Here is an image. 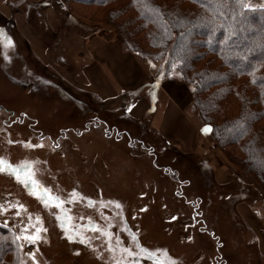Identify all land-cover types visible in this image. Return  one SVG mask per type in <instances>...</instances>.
Instances as JSON below:
<instances>
[{
	"label": "rangeland",
	"instance_id": "obj_1",
	"mask_svg": "<svg viewBox=\"0 0 264 264\" xmlns=\"http://www.w3.org/2000/svg\"><path fill=\"white\" fill-rule=\"evenodd\" d=\"M20 3L16 1L14 12ZM246 5L249 9L264 8V0H247ZM48 7H56V0H46L26 12L29 25L25 34L12 21L16 29L12 41L18 48L14 43L11 47L0 43V157L13 165L34 161L36 178L44 185L41 179L45 174L50 177V188L65 200L73 189L85 197L65 204V208L76 230L90 239L87 245L79 239L70 241L59 226L54 207L45 208L13 176L0 173V205L7 208L0 212V225L6 224L20 237L19 264H34L29 253H34L35 264H110L113 256L126 259L127 264H153L147 253L125 256L118 247L109 252L103 235L79 227L87 225L89 217L101 227L112 225L114 247L118 235L123 246L137 251L128 234L121 231L126 224L140 245L165 249L166 252H157V257L173 264H264V187L216 143L194 101L195 87L187 83L177 65L169 68V58L156 59L146 41L134 38L131 41L135 43L128 44L118 26L122 21L106 20L107 12L102 9L66 0L64 9L58 11L59 34L41 22L32 23ZM3 20L11 22L0 14V29ZM68 33L71 39L76 35L75 42ZM97 34L117 41L124 52L137 58L147 76L142 88L118 96L115 101H103L88 93L89 79L82 66L91 59L87 41ZM27 35L38 38L40 46L46 48L45 60L35 56ZM0 37L7 36L0 31ZM9 58L13 63L7 65ZM45 72L50 76L48 81L39 77ZM11 78H21L23 87L11 84ZM52 82L55 88L49 85ZM170 99L183 109L192 127L175 116H169L171 124L169 120L163 122L165 103ZM134 107L142 112L141 116L131 113ZM123 117L136 122H125ZM101 121L113 129L111 138L105 137ZM138 121H144L157 137L152 146L162 169L176 167L174 158L163 160L164 149L177 148L199 157L208 169L205 181L209 195L201 187L197 192L196 185L180 187L164 170L155 167L149 148L141 146L134 125ZM162 124L167 138L158 132ZM206 128L210 130L205 131ZM118 134L121 140H117ZM129 141L135 142L133 148ZM25 142L42 143L43 147H27ZM181 178L189 180L183 175ZM214 184L218 187L214 188ZM183 195L185 199L180 198ZM87 199L94 205L89 206ZM208 200L226 204V212L240 217L242 236L236 237L225 219L218 220L220 211L208 207ZM108 201H118L121 208L107 205ZM18 211L20 214L16 215ZM36 217L40 218L37 226L46 231L29 243L23 237L34 232ZM68 231L74 234L71 229Z\"/></svg>",
	"mask_w": 264,
	"mask_h": 264
},
{
	"label": "trees",
	"instance_id": "obj_2",
	"mask_svg": "<svg viewBox=\"0 0 264 264\" xmlns=\"http://www.w3.org/2000/svg\"><path fill=\"white\" fill-rule=\"evenodd\" d=\"M69 2L106 11V20L122 21L118 26L128 38V44H134L131 41L134 38L146 41L156 59L169 58V68L176 64L187 83L195 87L194 101L203 120L210 126L216 143L246 173H253L264 187V8L242 7L247 0ZM4 22L0 31L12 40L16 36L15 23ZM13 43L18 48L17 43ZM3 56L7 58L5 53ZM9 59L7 65L13 63V59ZM44 75L46 77H39L48 81L49 74L45 72ZM11 79V84L23 87L21 78ZM51 84L56 87L53 82ZM123 120L136 122L127 117ZM101 122L105 137L111 138L113 129L105 121ZM137 123L134 125L139 132L141 146L149 148L155 167L164 170L163 173L178 182L180 187L196 185L197 192L201 187L209 195L206 189L208 182L205 181L208 169L199 162V157L185 154L177 148L164 149L161 152L163 160L174 158L176 167L169 165L162 169L152 146L157 137L147 129L144 121ZM117 140H121V135ZM134 141H129L130 148L134 147ZM181 175L189 180H183ZM49 178L45 174L41 179L46 187L52 186ZM213 187L218 186L214 184ZM180 198L185 199V196ZM208 201V207L214 206V210L220 211L218 220L225 219L234 228L235 236H242L240 217L226 212V204ZM191 203L194 204L193 201ZM194 223L197 222L194 220ZM19 250L17 235L8 227L0 226V264H19Z\"/></svg>",
	"mask_w": 264,
	"mask_h": 264
},
{
	"label": "crops",
	"instance_id": "obj_3",
	"mask_svg": "<svg viewBox=\"0 0 264 264\" xmlns=\"http://www.w3.org/2000/svg\"><path fill=\"white\" fill-rule=\"evenodd\" d=\"M18 0H0V14L8 21H14L17 23L22 33H26L27 25L26 23V12L32 9L35 5H41L46 0H20L21 3L18 5V10L14 12L15 3ZM66 0H56V7H48L43 10L45 13H38L36 16L37 20L34 19L32 23L38 25V23H43V26L51 27L53 32L58 31L60 33V16L58 11L64 9ZM13 5V6H12ZM23 12V13H22ZM29 27V26H28ZM31 29H29L30 31ZM57 33V32H56ZM76 33V32H75ZM71 39V34L68 33ZM74 42L76 41V35H72ZM35 53V56L40 60H45L48 51L46 48L40 46L39 39L26 36ZM87 53L90 55L89 63L82 66V72H84L89 79L86 84V90L92 96L97 97L101 100H117L118 96L123 94H129L137 89L142 88L141 85L145 84L146 74L143 72L139 61L133 55L124 52L122 46L117 43V41H108L101 35H92L87 41ZM46 64V63H45ZM99 79L98 83L93 80V75ZM95 78V77H94ZM98 84V85H97ZM78 85V84H77ZM105 87V88H104ZM125 102V101H124ZM136 109V110H135ZM163 122L169 120V116H175L180 118L179 120L183 124L192 125V123L187 120L183 109L172 99L165 103ZM131 113L135 116H141L142 112L138 111L136 107L131 110ZM185 118V119H184ZM170 124H171V120ZM192 127V126H191ZM187 128V127H185ZM158 132L162 136L168 137L166 129L162 124L158 129ZM189 152L194 150H189ZM187 153L186 151H184Z\"/></svg>",
	"mask_w": 264,
	"mask_h": 264
},
{
	"label": "snow or ice",
	"instance_id": "obj_4",
	"mask_svg": "<svg viewBox=\"0 0 264 264\" xmlns=\"http://www.w3.org/2000/svg\"><path fill=\"white\" fill-rule=\"evenodd\" d=\"M242 7H247V5H242ZM0 43H6L9 47L13 45V41L7 37H0ZM150 63V62H149ZM154 66V65H153ZM173 68L176 67L175 64L172 65ZM210 129L206 128L205 131H209ZM43 139V138H41ZM11 142V141H10ZM27 147H43V144H31V142H25ZM59 147V145H57ZM34 161H24L20 164L13 165L10 162L6 161L3 157H0V173L8 174L13 176L18 183H21L28 189L29 194L35 196L45 208H55L57 210L56 219L59 223V226L65 230V235L67 238L71 240L79 239L80 243L89 244V237L78 232L76 227L71 223L72 217L68 209L65 208V204L72 203L76 200H85L86 198L83 197L81 194L77 193L75 189L72 190L68 194L67 200H65L60 195L56 194L52 191L50 187H46L39 181L35 176V169L33 167ZM87 203L89 206H93L95 202L91 199H87ZM107 205H114L117 209L121 208V205L118 201H108ZM104 205V206H107ZM8 207H13V205L9 204ZM15 207L23 209V205H15ZM7 211L3 205H0V212ZM19 211L16 215H19ZM31 220V217L29 218ZM81 219H84L81 217ZM175 219V217H173ZM36 225H33L34 232L27 233L24 235L23 239L29 243H33L36 240L40 239L39 233L41 231H46L37 225L40 223V218L36 217ZM6 227L7 225H0ZM111 224L109 223L106 227H101L100 225L96 224L91 218H88L87 225L81 224L79 227L85 229L86 231H94L99 232L103 235L108 241V251L114 252L115 248L118 247L119 251L125 256H140L141 254L147 253L148 256L153 260V264H173L169 259H161L157 257V252H166L165 249H147L144 248L142 245L139 244L138 237L127 227L126 224H123L121 227V231H124L128 234L129 239L132 245L137 249V251H133L132 247H125L123 246V242L121 241L120 237L116 236V246L114 247L111 243L113 233L110 231ZM69 229L74 234H69ZM17 239H20L18 236ZM191 239V237H189ZM29 256L32 257L34 264H35V255L34 253H29ZM110 264H127L126 259H117L113 256Z\"/></svg>",
	"mask_w": 264,
	"mask_h": 264
}]
</instances>
